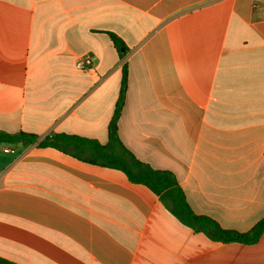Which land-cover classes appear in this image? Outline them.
I'll list each match as a JSON object with an SVG mask.
<instances>
[{
  "label": "crops",
  "instance_id": "crops-1",
  "mask_svg": "<svg viewBox=\"0 0 264 264\" xmlns=\"http://www.w3.org/2000/svg\"><path fill=\"white\" fill-rule=\"evenodd\" d=\"M124 63V148L223 229L264 217V0H0V133L37 136L0 144V258L264 264V231L212 241L123 172L38 146L51 134L106 144Z\"/></svg>",
  "mask_w": 264,
  "mask_h": 264
},
{
  "label": "trees",
  "instance_id": "trees-1",
  "mask_svg": "<svg viewBox=\"0 0 264 264\" xmlns=\"http://www.w3.org/2000/svg\"><path fill=\"white\" fill-rule=\"evenodd\" d=\"M119 58L127 53V47L113 33H108ZM127 81L125 63L122 66L121 84L113 116L107 127L108 141L102 145L96 140L73 135L51 134L38 143L39 147H52L74 158L123 172L132 183L142 184L158 196L162 205L182 224L195 232L205 234L209 239L221 243L255 244L264 231V217L246 232L221 228L217 222L206 216L196 215L189 207L185 195L175 176L164 170L152 169L136 159L119 140L117 120L123 105ZM37 141V136L26 133H0V144L11 146L30 145ZM0 264H16L0 258Z\"/></svg>",
  "mask_w": 264,
  "mask_h": 264
},
{
  "label": "built area",
  "instance_id": "built-area-1",
  "mask_svg": "<svg viewBox=\"0 0 264 264\" xmlns=\"http://www.w3.org/2000/svg\"><path fill=\"white\" fill-rule=\"evenodd\" d=\"M92 65V57L90 55H82L75 60V67L79 70H87Z\"/></svg>",
  "mask_w": 264,
  "mask_h": 264
}]
</instances>
